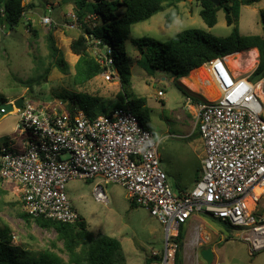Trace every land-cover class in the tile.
<instances>
[{"label": "built area", "instance_id": "built-area-1", "mask_svg": "<svg viewBox=\"0 0 264 264\" xmlns=\"http://www.w3.org/2000/svg\"><path fill=\"white\" fill-rule=\"evenodd\" d=\"M45 12L50 13V7ZM39 19L44 28L57 26L49 15ZM95 19L94 15L86 18L92 26ZM65 27L81 30L75 14H67ZM84 38L97 52L99 41L88 35ZM110 51L106 47L99 59L93 56L106 66L100 78L117 83ZM203 69L212 95L194 105L189 99L186 102L193 108L204 151L201 178L190 191L171 194L159 167L158 142L129 107L89 119L80 110L67 112L23 100L14 110L13 137L0 146V179L16 187L21 212L30 218L74 224L80 218L64 194V184L97 179L92 189L96 202L108 203L103 184L120 185L135 205L145 208L162 226L161 264H173L178 249L173 238L193 216L202 214L238 230L236 236L247 243L250 255L263 251L264 115L256 89L264 90V78L254 83L250 76H233L225 58H215ZM156 95L164 99L162 91ZM201 230L199 225L189 227L187 236L184 230L188 246H201Z\"/></svg>", "mask_w": 264, "mask_h": 264}, {"label": "rangeland", "instance_id": "rangeland-1", "mask_svg": "<svg viewBox=\"0 0 264 264\" xmlns=\"http://www.w3.org/2000/svg\"><path fill=\"white\" fill-rule=\"evenodd\" d=\"M24 4H32L33 7L25 9L18 24L11 28L7 24L0 25V98L6 102L22 98L36 105L73 112L78 109L70 104L69 96L81 92L100 98L95 107L97 114L110 112L123 105V101L117 96L119 92H125L120 86V80L117 83H108L99 75L83 86L74 84V65L78 56L70 50V43L78 37L80 31L68 30L65 26L67 14H74L76 10L75 0H24ZM47 7H50V13L45 12ZM177 9L178 16L170 27H164L167 9L145 22L130 26L125 40L131 73L130 87L126 89L127 103L132 98H142L146 102L145 106L149 109V129L154 140L158 142L159 167L166 175L173 196L190 191L200 180L201 160L204 157L203 144L194 126L193 108L189 110V103H186L188 98L175 88L171 75L162 72L148 75L143 70L139 63L141 57L132 45V40L148 37L165 42L186 29H199L218 38L227 37L231 32V27L226 25L221 10L216 12V24L208 28L199 17L200 8L194 0L178 3ZM121 12L123 8L120 7L116 13ZM263 14L264 0L250 6H241L237 21L239 35L264 36ZM43 15H49L57 26L44 28L39 19ZM26 22L31 23V28L37 33L36 38L31 35V29H26ZM48 32L62 55L66 66L65 73L55 68V60L48 57L45 40ZM249 51L251 50L239 52L235 58L241 55V64L245 65ZM99 52L102 54L99 47L97 52H93L91 47L88 48V53L97 59ZM256 54L254 68L239 75V78L250 76V81L252 80L251 75L258 63L257 51ZM226 58L225 62L230 70L229 61L233 58ZM46 67H49L50 71L45 80H41ZM206 78L203 75V83H200L196 76L190 79L195 90L188 89L180 80L176 82L190 96L199 101H206L212 95V86ZM157 91H162L163 100L157 98ZM260 93L264 96V90ZM261 101L264 115V100ZM190 104L194 105L192 101ZM15 111L3 115L0 119V146L13 137L17 122ZM132 112L136 115L135 110ZM97 182V179H74L64 184V194L72 209L85 223L86 230L93 235L102 234L116 239L126 264H158L151 254L156 253L159 257L164 251L165 234L162 226L145 208L134 205L120 185L103 184L108 203L103 205L96 202L92 189ZM20 212V197L16 188H7L0 179V230L5 227L10 230L12 246H19L33 256L44 249H52V243H55L58 249L61 248V242L56 240L53 230H42L33 223L25 224L18 215ZM192 223L202 227L200 236L203 242L201 246H188L189 239L184 238L180 257L183 264H205L199 252L206 248L212 250V264H264V250L250 255L247 243L236 236L238 230L232 231L224 224L202 214L193 216L184 225L186 236ZM61 257L65 259V255Z\"/></svg>", "mask_w": 264, "mask_h": 264}, {"label": "trees", "instance_id": "trees-1", "mask_svg": "<svg viewBox=\"0 0 264 264\" xmlns=\"http://www.w3.org/2000/svg\"><path fill=\"white\" fill-rule=\"evenodd\" d=\"M186 1L188 0H112L110 2L75 0L74 14L81 24L78 37L70 43V50L78 56L74 65L73 81L75 86L87 84L106 70V66H101L97 59L88 53L89 44L84 38L85 35H88L99 41V47L102 50L105 49V46L111 49L109 54L111 68L116 71L120 86L125 89V92H119L117 95L123 101V105L119 108L129 107L131 111L135 110L141 125L150 131L149 109L145 106V100L132 98L127 103L126 89L130 87L131 74L129 58L125 51L127 30L130 26L145 22L167 9L164 16V27L168 28L178 16L177 4ZM194 1L200 8L199 17L208 28H212L216 24V12L221 10L226 25L231 27L230 34L227 37L218 38L199 29H186L165 42L148 37L132 40V45L141 57L139 63L143 70L148 75H153L156 72L171 75L175 88L194 104L201 101L187 94L176 81L186 78L215 58H235L239 52L256 49L258 63L251 77L262 73L260 79L264 78V36H240L237 27L240 7L250 6L259 0H218L217 6L211 0ZM32 7V4L25 6L24 0H0V25L7 24L10 28L15 26L22 20L25 9ZM120 7L123 8V12L116 13ZM90 15L96 17L94 26H92V22L86 20ZM262 19L264 20V14ZM26 27L27 30L31 29V35L36 38L37 33L31 28L30 22H26ZM45 40L49 52L48 57L55 60L54 67L61 73H65V63L61 53L55 47L50 32L45 36ZM49 71L50 68L46 67L41 80H45ZM69 102L89 119L109 113L97 114L95 107L100 102V98L86 93L71 94ZM2 103H6V101L0 98V104ZM18 215L25 224L33 223L42 230H53L56 240L61 242V248L58 249L56 244L52 243V249H44L33 256L19 246H12L10 230L5 227L0 230V264H126L119 242L102 234L93 235L88 232L81 218L74 224H64L50 219L30 218L23 212ZM224 225L230 228L228 225ZM230 229L233 231L232 228ZM184 237V230L180 228L178 236L173 238V241L178 245L173 264H183L180 257ZM62 255H65V259L61 257ZM153 258L158 264H161V256Z\"/></svg>", "mask_w": 264, "mask_h": 264}, {"label": "bare ground", "instance_id": "bare-ground-1", "mask_svg": "<svg viewBox=\"0 0 264 264\" xmlns=\"http://www.w3.org/2000/svg\"><path fill=\"white\" fill-rule=\"evenodd\" d=\"M256 57H257V54H256V51L254 49H251V51H249L248 59H247V62L245 63V65H242L241 64V55H239L235 59L232 57L233 59H231L229 62H230V65H231L230 71L233 74V76L238 77L241 74H246L249 71H251L254 68V66H255ZM204 73L205 72H204V69L203 68H198L195 72L192 73L193 75L190 74L186 78H183L181 80V83L184 86H186L188 89H191L192 90V89H194V84L190 82V79L192 77H195L196 76L197 79L200 81V80H202ZM256 92H257L259 98L261 100H264V96L260 93V89H256ZM255 192L256 193H260L261 190H255ZM171 233L173 234V231L172 230H171ZM168 264H171V261Z\"/></svg>", "mask_w": 264, "mask_h": 264}, {"label": "water", "instance_id": "water-1", "mask_svg": "<svg viewBox=\"0 0 264 264\" xmlns=\"http://www.w3.org/2000/svg\"><path fill=\"white\" fill-rule=\"evenodd\" d=\"M211 2L217 6L218 5V0H211ZM262 76V73H259L255 76H253L251 82H256L258 81ZM23 102L22 98H19L13 102H6V103H2L0 104V108L3 109V115L8 114L13 112L16 109H19L21 107V104ZM199 256L201 258V260L205 263V264H212L213 262V253L212 250L210 248H206L203 249L199 252Z\"/></svg>", "mask_w": 264, "mask_h": 264}, {"label": "crops", "instance_id": "crops-1", "mask_svg": "<svg viewBox=\"0 0 264 264\" xmlns=\"http://www.w3.org/2000/svg\"><path fill=\"white\" fill-rule=\"evenodd\" d=\"M255 50H256V49H255ZM256 51H257V50H256ZM200 68H203V66L200 67ZM191 74H192V73H191ZM192 75H193V74H192ZM182 79H183V78H182ZM182 79H180V81H181ZM197 80H198V79H197ZM189 110H190V109H189ZM3 184H4V186L6 185L7 188H8V187H9V188H16L13 184H9V183H7V182L4 183V181H3ZM196 225H198V224H193V223H192V224H191V227H192V226L194 227V226H196Z\"/></svg>", "mask_w": 264, "mask_h": 264}]
</instances>
